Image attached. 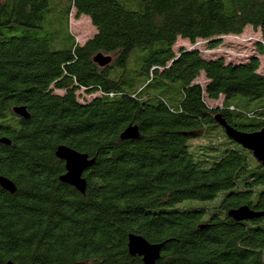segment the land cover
<instances>
[{
	"label": "trees",
	"instance_id": "trees-1",
	"mask_svg": "<svg viewBox=\"0 0 264 264\" xmlns=\"http://www.w3.org/2000/svg\"><path fill=\"white\" fill-rule=\"evenodd\" d=\"M52 1L0 0V139L9 143L0 177L16 187H0V264H143L128 253L129 235L163 244L156 264H264V217L228 216L264 211V167L215 119L240 133L264 129V71L253 55L209 53L251 27L264 55V0H124L134 11L56 0L66 1L59 37L44 23ZM72 11L95 28L83 45ZM178 40L190 48L175 54ZM99 53L111 57L106 67L94 63ZM236 96L258 104L230 103ZM129 126L137 139H121ZM59 146L95 160L85 194L59 181ZM186 200L208 203L176 207Z\"/></svg>",
	"mask_w": 264,
	"mask_h": 264
},
{
	"label": "water",
	"instance_id": "water-1",
	"mask_svg": "<svg viewBox=\"0 0 264 264\" xmlns=\"http://www.w3.org/2000/svg\"><path fill=\"white\" fill-rule=\"evenodd\" d=\"M94 63L99 67H106L111 62V57L97 54L93 58ZM14 113L25 120L29 118L28 113L24 107L14 109ZM216 121L224 128L226 135L235 141L238 145L251 152L254 159L264 167V129L255 133H240L228 127L224 121L221 120L220 115L216 116ZM139 137L136 127L129 126L122 134L121 139L135 140ZM0 143L9 144L7 140L0 139ZM56 158L64 163V174L59 178L61 183L73 187L80 194H85L86 180L83 177L84 173L90 169L94 163V159H90L85 154H80L68 147L59 146L56 150ZM0 187L8 192L14 194L16 187L14 184L4 177H0ZM228 216L235 221H244L259 217H264V211L255 213L250 211L247 207H241L237 210H232ZM163 244L151 245L140 236L129 235L127 249L130 256H138L141 258L143 264H156L160 258V252ZM6 264H14L8 261Z\"/></svg>",
	"mask_w": 264,
	"mask_h": 264
},
{
	"label": "rangeland",
	"instance_id": "rangeland-1",
	"mask_svg": "<svg viewBox=\"0 0 264 264\" xmlns=\"http://www.w3.org/2000/svg\"><path fill=\"white\" fill-rule=\"evenodd\" d=\"M118 1H120L125 6V8L128 10L134 11V10L139 9L137 4H134L132 2L131 4H127L124 0H118ZM52 2L54 3V1ZM55 3L51 5L52 11L50 13L49 20L45 21L44 23L47 27L48 26L47 24H50V22L53 21V24L55 25L54 27L55 31L52 32V36L59 37V36H62L63 28H64L63 7L66 5V1L64 2L60 1L57 3L55 0ZM69 28H70V32L75 37V40L79 45H83L88 39L93 37V35L95 34V28L91 25L89 18L82 16L79 19H76L74 11H72L71 16L69 18ZM259 38H260V33L258 31H254L251 27H246L241 36H239L238 38H231V37L224 38L225 45L222 47H218L216 50H213V51L211 50L209 53L222 54V55H225L227 58L239 59L240 61H246L248 59V56L250 55L256 56L259 58V61H260V68L258 72L262 73L264 71V55L259 56L255 52V47H254L255 45L254 41H257ZM51 47L52 49H63V46L59 42H57L55 45L53 44ZM198 47L204 52L208 51L206 50L207 49L206 46L203 44L199 43ZM180 48L189 49L190 44L187 41L178 40L174 46L175 54H178V50ZM142 54L139 52L137 56L133 54L129 57L128 63L130 64V67L132 69L135 70V69L140 68L141 63L143 61V57L145 55V54L143 55ZM197 81L203 84L204 79L203 77H200L198 78ZM221 99L216 102L208 101V105L210 107L220 106L222 104ZM246 101L248 102L247 98L241 97V96H236L229 100L230 103H233L240 107H244L245 109H254V107L258 104V101H249L248 105H246L247 104ZM207 203L208 202L186 200V201L181 202L180 204H177L176 207L192 208L196 206H204Z\"/></svg>",
	"mask_w": 264,
	"mask_h": 264
},
{
	"label": "bare ground",
	"instance_id": "bare-ground-1",
	"mask_svg": "<svg viewBox=\"0 0 264 264\" xmlns=\"http://www.w3.org/2000/svg\"><path fill=\"white\" fill-rule=\"evenodd\" d=\"M231 38H238V37H231Z\"/></svg>",
	"mask_w": 264,
	"mask_h": 264
}]
</instances>
